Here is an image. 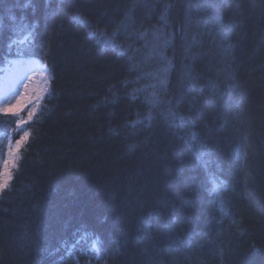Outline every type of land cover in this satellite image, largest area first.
<instances>
[{"label": "trees", "instance_id": "1", "mask_svg": "<svg viewBox=\"0 0 264 264\" xmlns=\"http://www.w3.org/2000/svg\"><path fill=\"white\" fill-rule=\"evenodd\" d=\"M192 2L186 25L189 0H2L0 48L24 35L15 31L22 19L39 21L35 47L50 45L43 59L54 79L26 124L32 139L11 190L0 196V264H61L64 242L81 228L100 238L99 264H264V0ZM165 8V99L190 125L154 113L151 127H124L149 111L145 92L132 95L146 52L136 33L161 26ZM126 14L132 25L117 41L139 50L131 60L98 49L71 20L82 16L110 34ZM9 123L0 114V132ZM220 183L223 211L213 195ZM90 243L76 245L74 261L97 264Z\"/></svg>", "mask_w": 264, "mask_h": 264}, {"label": "snow or ice", "instance_id": "2", "mask_svg": "<svg viewBox=\"0 0 264 264\" xmlns=\"http://www.w3.org/2000/svg\"><path fill=\"white\" fill-rule=\"evenodd\" d=\"M2 3V0H0ZM29 4L26 3L24 7H28ZM198 5L193 3L192 0H189V3L185 9V24L190 25L192 12L195 7ZM209 7L215 8V4H209ZM10 11V10H9ZM59 9L53 10L49 13L50 16H55L58 14ZM10 20L16 21L15 16L9 17ZM72 23L79 25L82 29L85 30L86 39L92 41L95 46L100 50L111 49L117 52L119 55H129L132 53L133 55H129V59L134 58V54L138 52V49H134L131 44L125 45L124 43H120L117 41V37L119 36L121 30H127L132 25V17L130 14H126L124 20L120 22L117 28L111 32L110 34L107 31H101L93 26L92 22L82 16L74 15L72 18ZM161 26H153L151 29V33L149 30H145L144 32L136 33L137 39H141L145 41V47L148 48V53L146 58L151 59L153 57H158L161 65H166L165 67H161L156 73L149 74L152 80L155 82L148 85L146 88L136 89L134 91L133 98H135L136 94L140 92L147 91L148 88H151L152 91L149 96L146 98V103L149 105L148 113L141 119L131 121L128 124H125L124 127H132L135 128L139 125H143L145 127H151L152 121L155 116L154 113L163 116L170 124L173 126H179L187 129L190 125V121L183 114L178 113L173 106V101L171 99H165L167 95V74L169 71V67L172 62L163 54L161 49H166L168 45L171 43L170 33L166 31L169 27V19H168V9L165 8L162 10L160 15ZM217 25L220 27L221 31H230L232 25L223 24L222 20H216ZM38 27L39 21H32L25 23L23 19L21 23L17 25L15 31L19 33H23V39L16 40L10 39L3 48H0V64L3 67H0V72L3 75H0V104H3L4 107L0 109V111L4 113H8L11 108H16V113L18 114L20 111V105L22 102L27 101L29 103L39 101L40 97H35L33 100L28 95V84L24 83L26 80H30L28 73L35 72L37 68H40L45 76V79L48 83V88L45 90L47 95H51V80L54 77L51 75V69L44 62V57L49 54L50 45L40 42L39 48L36 49V42L38 37ZM181 31H185V43L187 48L191 47L190 42L187 40V32L185 28H181ZM151 34L152 36V44L149 47V42L147 37ZM131 35V33L129 34ZM194 39V38H193ZM27 44V49H21L19 46ZM15 49V51H14ZM187 50V49H186ZM225 56H227L229 49L228 47H224L222 49ZM14 57V58H10ZM25 57H28L27 59ZM186 82L188 84V90H191L192 83L194 77L191 75V71L185 67ZM229 79H234L233 76L229 75ZM23 84L24 92L20 91V85ZM210 88L215 89L216 85L214 83H210ZM230 88L234 87V85L230 84ZM15 98V104H10L9 102ZM106 102H108L106 100ZM163 109L162 111H158ZM36 114V111H30L28 113V119L31 120L33 116ZM25 121H19L20 125H23ZM22 130V129H21ZM110 133L116 134V130L113 128L108 129ZM194 138V137H193ZM32 139L31 134L29 132H23V135L19 137L15 141V153L19 155H14L11 151L7 153L6 158H0V196L5 194L7 191L11 190L12 181L14 180V176L20 170V162L23 160V153L27 151L28 141ZM135 145H129L130 149H133ZM204 153H201V159L203 158ZM245 159H247V152L245 151ZM228 189L222 183L214 186L213 195L217 198V202L223 211L225 200L224 197ZM232 226H235L238 231H242L239 228V224L237 221H232ZM76 239L70 245L67 241L64 242V247L67 249V256H73L74 249L76 245L81 240H91L90 243V252L91 258H94L99 264L102 256V244L99 237L90 234L87 228H81L77 230ZM120 253V245L114 249L112 255H117ZM78 264V261L76 262ZM90 264V261H89ZM147 264H152L151 258Z\"/></svg>", "mask_w": 264, "mask_h": 264}, {"label": "rangeland", "instance_id": "3", "mask_svg": "<svg viewBox=\"0 0 264 264\" xmlns=\"http://www.w3.org/2000/svg\"><path fill=\"white\" fill-rule=\"evenodd\" d=\"M150 36H151V34H150ZM20 39H23V36L18 37L17 40H20ZM148 42H149V47H151L152 36L148 40ZM25 46H26V44L20 45L19 47L23 50V49H25ZM148 50L149 49L146 48V52L144 54L143 61L140 64L139 74L136 77L137 81L140 84V89L146 88L148 85L155 82L154 80L151 79L149 74L156 73L161 67L166 66V65H161L158 57H153L151 59L146 58ZM14 51H15V49H14ZM161 51L163 52V49H161ZM25 58L27 59L28 57H25ZM41 74H43L42 70L40 68H37L34 73L33 72L28 73V75H29V77H31V79L24 81V83H27L29 86L28 87V95L32 99L35 96H38V93L36 94L35 90L37 88H39V86H40ZM20 91L24 92L23 84L20 85ZM151 91H152V89L148 88V90L144 91V92L149 96ZM9 103L14 105L15 104V98H13ZM41 103L36 104L33 102L30 105V103H28L27 101L22 102V104L19 107H22V105H23V110L17 114V115H19V117L17 115H15L13 112L11 113V110L8 113H4V112L0 111L1 115L6 116L10 120V123L7 126H5V128L0 133V158L2 157V154L4 151H6V152L11 151L14 155H19V154L15 153V141L17 139H19V137L21 135H23V132H28L26 124L31 122L33 119H35L37 117L38 112H39L41 105H42ZM3 107H4V105L0 104V108L2 109ZM11 109L15 110L16 108L13 107ZM33 110L36 111V114L33 116V118L31 120H29L28 119V113L30 111H33ZM21 120L25 121V123L23 125L19 124V121H21ZM7 146H10V147L7 148ZM82 246H83V244H81V246H79L77 248L75 247L76 249L74 250L73 256H71V257L67 256V249H65L63 251V253H61L59 258H58L59 262L61 264H76L77 261H74V259H76L77 250L80 249ZM79 263L80 262L78 261V264Z\"/></svg>", "mask_w": 264, "mask_h": 264}, {"label": "bare ground", "instance_id": "4", "mask_svg": "<svg viewBox=\"0 0 264 264\" xmlns=\"http://www.w3.org/2000/svg\"><path fill=\"white\" fill-rule=\"evenodd\" d=\"M41 79H40V86H39V88H37L36 90H35V93L37 94L38 93V96L40 97V99H39V101H37V102H34V103H36V104H39V103H41L42 102V100L44 99L43 97H45L47 94H46V92H45V90L48 88V83H47V81H46V79H45V76H44V74H41V77H40ZM35 97H37V96H35ZM35 97L33 98V100H35ZM43 98V99H42ZM29 103V102H28ZM32 103H30V105H31ZM1 109V108H0ZM23 110V105H22V107H20V111H19V113L21 112ZM16 113V109L14 110V109H11V113ZM15 115H17V114H15ZM18 117H19V115H17ZM1 133V132H0ZM10 146H7V148H9ZM7 153L8 152H6V151H4L3 152V154H2V157L1 158H6L7 157Z\"/></svg>", "mask_w": 264, "mask_h": 264}]
</instances>
